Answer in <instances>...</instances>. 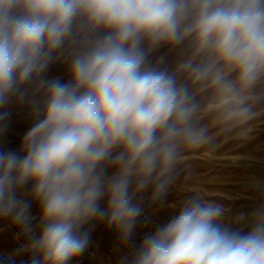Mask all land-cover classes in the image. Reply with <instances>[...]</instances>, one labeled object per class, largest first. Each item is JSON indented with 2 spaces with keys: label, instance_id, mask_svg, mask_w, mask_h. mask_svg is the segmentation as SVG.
<instances>
[{
  "label": "clouds",
  "instance_id": "clouds-1",
  "mask_svg": "<svg viewBox=\"0 0 264 264\" xmlns=\"http://www.w3.org/2000/svg\"><path fill=\"white\" fill-rule=\"evenodd\" d=\"M191 32L238 71L242 87L264 73V0H0V131L25 85L39 81L44 97L32 101L21 149L0 150V221L25 239L0 264L17 255H27L26 264H70L89 246L85 226L93 222L129 245L143 194L151 189L153 203H162L181 144L201 142L189 127L186 91L146 65L144 44ZM66 45L76 46L70 79L46 78ZM222 215L219 205L190 197L121 264H264V209L247 232L221 225Z\"/></svg>",
  "mask_w": 264,
  "mask_h": 264
},
{
  "label": "rangeland",
  "instance_id": "rangeland-1",
  "mask_svg": "<svg viewBox=\"0 0 264 264\" xmlns=\"http://www.w3.org/2000/svg\"><path fill=\"white\" fill-rule=\"evenodd\" d=\"M74 47L66 45L55 53L46 78L70 79ZM144 48L146 65L166 71L176 86L186 91L192 108L189 127L200 134L201 142L181 144L173 182L162 203H153L151 189L143 194L144 212L129 245L122 247L118 234L105 222H93L85 226L92 229L89 246L70 264H121L145 235L167 223L193 196L219 205L223 209L221 225L242 232L250 230L254 213L264 209V73L250 87H242L238 71L218 61L209 49L200 48L195 32L179 42L154 48L145 42ZM228 83L234 85L232 91L225 87ZM22 91L24 98L14 97L5 109L9 115L0 131V150L21 149L35 119L32 101L42 103L44 99L39 81L25 85ZM241 109L247 112L240 115ZM31 213L38 235L39 207L35 202ZM24 242L7 220L0 221V258L13 254ZM13 259L14 264H26L28 256Z\"/></svg>",
  "mask_w": 264,
  "mask_h": 264
}]
</instances>
